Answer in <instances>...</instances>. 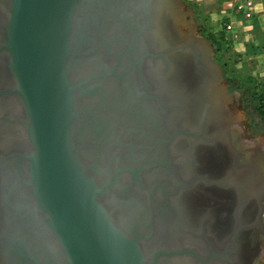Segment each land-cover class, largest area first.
Returning a JSON list of instances; mask_svg holds the SVG:
<instances>
[{"label": "water", "instance_id": "water-1", "mask_svg": "<svg viewBox=\"0 0 264 264\" xmlns=\"http://www.w3.org/2000/svg\"><path fill=\"white\" fill-rule=\"evenodd\" d=\"M7 1L0 57H7L11 84L0 88V101L15 98L21 113L1 119L0 129L22 127L24 142L0 150V264H167L194 254L163 242L165 227L155 206L179 179L174 170L184 182L180 190L195 180L185 157L189 149L214 150L236 131L219 98V66L193 34L195 24L180 0H125L114 3L116 10L112 0ZM130 61L131 92L125 94L121 75ZM111 69L121 73L118 82ZM198 85L208 91L210 127L195 117L198 132H179L183 160L170 150L172 159L160 164L161 142L148 131L157 118L197 105L191 93ZM94 86L100 88L98 99ZM97 104L101 116L120 128V135L102 138L101 146L82 130L84 108ZM130 117L138 131L131 137L121 127ZM182 120L185 128L197 127L194 119ZM205 129L211 134L207 144L200 136ZM234 145L229 154L238 163ZM131 151L138 171L132 183ZM200 163L197 179L206 181L211 169ZM238 165L242 172L255 166ZM160 178L167 185L153 182ZM140 201L151 210L148 224Z\"/></svg>", "mask_w": 264, "mask_h": 264}, {"label": "flooded vegetation", "instance_id": "flooded-vegetation-1", "mask_svg": "<svg viewBox=\"0 0 264 264\" xmlns=\"http://www.w3.org/2000/svg\"><path fill=\"white\" fill-rule=\"evenodd\" d=\"M122 1L125 0H112V9L116 10L114 5L115 2L120 3ZM113 13L115 16H118L119 14L118 11H114ZM1 17H3L2 13H0V18ZM113 18L116 17L113 16ZM5 62L4 56H1L0 64H5ZM116 62H118V60ZM125 62L126 61L123 63ZM127 69L128 71L121 75L123 78L125 94H127L128 90L131 92V61L130 64L127 62ZM111 71L113 73L115 70L111 69ZM202 71L204 72V69ZM99 72L101 71H98L97 73ZM120 74V72L115 71V81H119ZM207 76L208 74L205 73V78L209 79ZM199 77L202 79L201 76ZM7 78L0 81V88H5L6 84H11L8 76ZM205 78L203 79L205 80ZM90 89L91 91H94V89L96 90L95 94L97 92L96 97L98 99L100 88L94 86L90 87ZM117 90H114L115 98L118 94L117 92H119V90ZM184 94L186 95V93ZM120 95L122 96V92ZM120 95L119 97H121ZM191 96L195 100V103L197 102V105L189 108L188 111L184 110L183 107L182 109L180 107L176 109L177 113L175 112L167 117L157 118V121H155L157 124H155V126L152 124V129L155 130L157 128L158 131L159 127L160 131L158 133L154 130L148 131L149 134H152L149 136H152L154 137V140H159V142H161V147L158 148L160 152V164L165 165L168 160L172 159L168 156L170 150H173L172 153H174V151L178 152V159L180 161L183 160V156L181 155L182 149H180L182 148L181 145L183 139L179 136V132L182 131V128L190 133L198 132L196 118L199 120L203 118V122L207 121L206 124L209 126V121L211 120L210 116H207V114L209 115L212 108H210L207 89H205V86L203 85H198V87L195 86ZM14 101L19 103L15 98L6 99V97L4 100L0 101V113H2L0 120L3 119L5 122L16 117L17 113H21ZM175 107L172 108L171 111L174 110ZM84 109L85 116L83 117L84 123L82 127H85L82 130H85V132H88L90 135L92 134L94 138L97 139L98 137L99 139L92 144L101 146L102 138H110L112 134L114 136L115 134L120 135V133L116 131L118 129V131H120L118 123L115 122L114 127L109 119H106L103 115L101 116L102 113L99 111V104H97L96 107L92 108L91 106H87ZM179 109L181 111H179ZM118 110H120V108L115 106L114 111ZM163 110H165L164 105ZM131 111L130 108L129 115H131ZM181 112H184L186 116L182 115ZM184 118L187 121H193L194 119V124L197 127L190 128L191 130L186 127V129L182 123V119ZM129 122V124L124 125L121 120V127H125L127 129V135L131 137V133H138V131L132 124L131 117L129 118ZM206 129L200 135L203 144H207L206 139L211 135L209 134L210 132H206ZM18 135L19 132L14 136L18 138L14 140L17 144L20 141ZM181 136L184 139L188 138L183 133H181ZM12 137L13 136L8 139ZM174 137H177V140L175 141L176 143L172 142ZM179 141L181 144L180 146H177ZM132 144L133 142L131 143V147ZM174 144H176L175 147H173ZM149 146H152V144ZM127 149L129 148L127 147ZM92 150L94 153L100 152L97 148H92ZM204 150L208 151L210 148L208 149L203 145L202 148L193 147L192 149H189L191 154L186 153L185 155L187 163L190 165V169H192V179L194 180L195 178L193 182L202 181L204 183L199 185L197 182L195 184H192V182L190 188H181L180 190V186L183 185L184 182H182L181 174L176 172L177 170H174V175L176 174L179 179L175 178V182H172V186L174 185V187L172 189L167 188L165 193L160 195V203H158L157 206L154 205L159 210L162 218L161 223L165 227L163 242L168 246H172V248L175 246V249L185 248L194 251V254L191 256H184L179 258V260H174L167 264H180L182 262V264H256L261 254L260 242H262V240L260 239V235L264 236V174L262 172L264 169H262L260 165V158H262L261 154L263 153H256L255 155L250 154L246 157L245 154L241 155L242 149H240L237 161L238 163H241V167L245 165H255L250 171L247 169L243 172L240 170L236 158L233 157L232 160L231 155L228 153L227 157L218 164L217 167H220V169H211V172H209L207 177L203 175L204 178H207L205 181V179H197L201 173L199 174L198 170L195 169L201 164V152ZM210 157L211 155H209V159ZM133 158V152L131 151V159L129 160L131 161L133 172L130 173V183H132L133 179L138 178V171L136 167L133 166ZM241 158H244L246 161L243 162ZM146 159L149 160L147 154ZM138 166L141 167L140 165ZM153 182L167 185L168 179L160 178ZM175 190L178 192L177 196H174L176 200L173 199L175 201L170 203V195ZM140 202L144 205L143 208H146L148 219L145 223L148 224L150 221L149 205L148 203L145 204L143 201Z\"/></svg>", "mask_w": 264, "mask_h": 264}, {"label": "rangeland", "instance_id": "rangeland-1", "mask_svg": "<svg viewBox=\"0 0 264 264\" xmlns=\"http://www.w3.org/2000/svg\"><path fill=\"white\" fill-rule=\"evenodd\" d=\"M185 17L194 22L193 34L205 41L219 66V87L243 154H264V1L259 14L247 25L237 24L239 38H225L221 22L228 11L224 0H180ZM242 146V147H241ZM246 161V160H245ZM256 264H264V236Z\"/></svg>", "mask_w": 264, "mask_h": 264}, {"label": "bare ground", "instance_id": "bare-ground-1", "mask_svg": "<svg viewBox=\"0 0 264 264\" xmlns=\"http://www.w3.org/2000/svg\"><path fill=\"white\" fill-rule=\"evenodd\" d=\"M7 2H8L7 0H0V13L5 14V9H6L7 4H8ZM173 39H175V38H173ZM1 41H2V36H1V33H0V42ZM6 59H7V57L4 56V60L5 61H6ZM7 76L8 75H7L6 71H5L4 64H0V81L6 79ZM6 83H8V82H6ZM14 102L16 103L17 107L20 109L19 103H17L16 101H14ZM18 132H19L18 137H19L20 141H23L24 137L22 136V133H23V128L22 127H20L17 130V132H16V129H14V128L1 129L0 130V149L12 146L14 144L16 145L17 143H15L14 140H16L18 138L14 137V136H16V134ZM11 136H13V137L8 139ZM235 137L233 135V138L231 136V139L229 137H227L225 140H222L220 143H218L216 145L214 150L210 149L208 151H206V150L202 151L201 154H202V159H203V162H204L205 166L206 167L208 166L210 169L214 170L218 166V164L227 157V154L229 153V148H230V145L232 144V141L235 144L234 146L237 147V151L239 152L240 149H238V148H240V144L238 143V141L236 140ZM6 139H8V140H6ZM180 144L181 143L179 141V144L177 146H180ZM209 155H211L210 159H209ZM241 155H244L243 151H242ZM241 160H244V158H241ZM210 163H211V166H210ZM246 238H247V236H246ZM182 263H180V264H182Z\"/></svg>", "mask_w": 264, "mask_h": 264}, {"label": "built area", "instance_id": "built-area-1", "mask_svg": "<svg viewBox=\"0 0 264 264\" xmlns=\"http://www.w3.org/2000/svg\"><path fill=\"white\" fill-rule=\"evenodd\" d=\"M262 1L264 0H224L228 11H226L227 14L224 16L220 27L225 32L226 39L236 40L239 38L236 25H242V20L248 25L259 14ZM238 15L243 16V19H239Z\"/></svg>", "mask_w": 264, "mask_h": 264}, {"label": "crops", "instance_id": "crops-1", "mask_svg": "<svg viewBox=\"0 0 264 264\" xmlns=\"http://www.w3.org/2000/svg\"><path fill=\"white\" fill-rule=\"evenodd\" d=\"M264 69V68H263ZM263 75H264V73H263Z\"/></svg>", "mask_w": 264, "mask_h": 264}]
</instances>
